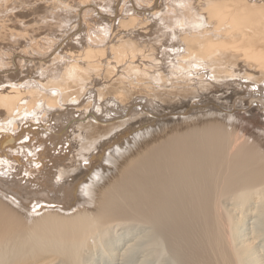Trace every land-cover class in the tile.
<instances>
[{
    "label": "bare ground",
    "instance_id": "1",
    "mask_svg": "<svg viewBox=\"0 0 264 264\" xmlns=\"http://www.w3.org/2000/svg\"><path fill=\"white\" fill-rule=\"evenodd\" d=\"M255 211L264 0H0V264L134 226L174 264H263Z\"/></svg>",
    "mask_w": 264,
    "mask_h": 264
},
{
    "label": "rangeland",
    "instance_id": "2",
    "mask_svg": "<svg viewBox=\"0 0 264 264\" xmlns=\"http://www.w3.org/2000/svg\"><path fill=\"white\" fill-rule=\"evenodd\" d=\"M228 93H230V92H228ZM260 212L261 211H259L258 213L260 214ZM258 213L256 214V211H255V213L253 214L254 216L253 215L251 216L249 214L247 216V219H245L244 223L247 224V227L250 224L253 225V224L257 223L256 225H253V226L256 229V231L258 230L257 232H261V234H262L261 237H263L264 236L263 235L264 234V220H263L264 215H262L263 217L261 218V215L258 216ZM250 216L253 219H251ZM256 216L259 217L258 218V221L260 220L259 222L257 221V219H255V218H257ZM250 220H252V222ZM261 220H262V224H261ZM260 225H261V227H260ZM142 227L141 226L140 227L134 226V227L130 228L131 230L128 229V230H122V231L121 230L113 231L110 233L108 232L105 235L106 237L102 239L105 242L103 246L101 245V247L104 248V251H103V248L99 247L101 250L99 248H96L97 251L95 250V252H93L94 254L91 255V257H89L88 259H86L87 263H85V264H90V263H92V264H174L170 255H168L169 254L168 251L165 250V246H163L161 240L160 239L155 240V238L152 236L155 233L153 232L154 234H150V233H152V230L149 227H146V228L145 227L142 228ZM240 228L242 229L241 225H240ZM148 229L150 230L149 233H148V231H149ZM243 232H248V229L245 228V230H243ZM112 235H115V237H117V236H119V237H117V238L113 237L112 238ZM116 240H119V244H120L119 247H116V244H114ZM151 240H152V242L155 241L154 243H156V244L152 243ZM157 241H158V243H157ZM150 243H152V246H150ZM261 243H262L261 241L258 243V247H259V249H261V251L259 252L260 255H262V253H264V249L262 250V248H264V247H262ZM128 244H130L131 246L129 245L130 247H128ZM153 248L156 250L154 251ZM127 249H130L131 251L127 250ZM112 250H114V251H112ZM124 250H125V252H124ZM101 251H103V252H101ZM109 252H111L113 255H109ZM106 253H107V255H106ZM260 255H259V258H261V259L263 258L262 261L264 264V254L262 256H260ZM87 260H90V263Z\"/></svg>",
    "mask_w": 264,
    "mask_h": 264
}]
</instances>
